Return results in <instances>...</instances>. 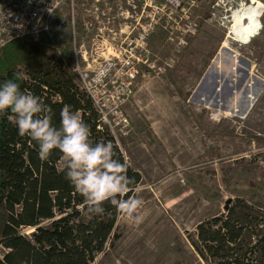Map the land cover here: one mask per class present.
<instances>
[{
    "label": "rangeland",
    "instance_id": "1",
    "mask_svg": "<svg viewBox=\"0 0 264 264\" xmlns=\"http://www.w3.org/2000/svg\"><path fill=\"white\" fill-rule=\"evenodd\" d=\"M217 1L161 8L174 18L152 22L145 50L135 49L145 61L122 106L130 126L117 146L142 176L132 197L143 203L118 216L119 239L92 264H204L192 247L196 227L228 200H249L238 183L264 182V14L250 43H231ZM143 10L154 9L143 0H72L38 45L68 70L93 69L134 48L149 24L137 23Z\"/></svg>",
    "mask_w": 264,
    "mask_h": 264
},
{
    "label": "trees",
    "instance_id": "2",
    "mask_svg": "<svg viewBox=\"0 0 264 264\" xmlns=\"http://www.w3.org/2000/svg\"><path fill=\"white\" fill-rule=\"evenodd\" d=\"M15 72L24 75L18 81L20 90L38 96L51 110L47 114L53 126L59 127L64 105L72 106L88 125L90 141L111 142L113 158L125 163L108 130L98 129L89 98L56 51L10 43L0 50V85ZM10 114L0 115V246L6 250L0 264H92L119 239L114 230L120 214L110 202L103 205V215L88 214L83 197L65 178L59 150L41 161L38 144L18 135L7 119ZM127 175L134 183L124 199L132 197L142 181L128 165ZM238 188L252 193L249 200H230L223 214L196 227L192 247L204 264H264V182H240ZM28 229L32 232L25 235Z\"/></svg>",
    "mask_w": 264,
    "mask_h": 264
},
{
    "label": "clouds",
    "instance_id": "3",
    "mask_svg": "<svg viewBox=\"0 0 264 264\" xmlns=\"http://www.w3.org/2000/svg\"><path fill=\"white\" fill-rule=\"evenodd\" d=\"M23 79V73L15 72L12 79L0 85V115L10 111L7 119L18 135L38 144L41 161H46L54 149L59 150L65 178L83 197L88 214L103 215V205L110 202L118 214L133 216L143 201L138 197L124 199L133 191L130 185L134 180L127 175V164L113 158V144H93L88 125L70 105L61 109L59 127L53 126L47 114L51 110L38 96L20 90L18 81Z\"/></svg>",
    "mask_w": 264,
    "mask_h": 264
},
{
    "label": "built area",
    "instance_id": "4",
    "mask_svg": "<svg viewBox=\"0 0 264 264\" xmlns=\"http://www.w3.org/2000/svg\"><path fill=\"white\" fill-rule=\"evenodd\" d=\"M182 1L143 0L144 9L148 7L154 10H143L140 14L137 23L144 21L149 24L138 31L134 48L130 47L129 42L122 48V56L117 61L108 59L93 69H83L76 62L75 67L70 70L76 74L79 90L89 98L97 114L98 129L106 128L116 146L118 140L128 134L130 122L122 106L132 92V83L138 74L137 65L145 61L142 52L137 54L135 49L145 50V38L149 35L148 28L152 22L161 18H174L171 12L166 14L161 8L169 6L177 10ZM68 2L72 0H0V50L16 41L39 44L48 33L54 15ZM258 2L264 6V0H218L215 7L222 15L219 16L222 25L226 22L232 28L234 15L247 11ZM231 37L232 29L228 30L227 41L240 44ZM2 255L0 254V259Z\"/></svg>",
    "mask_w": 264,
    "mask_h": 264
},
{
    "label": "bare ground",
    "instance_id": "5",
    "mask_svg": "<svg viewBox=\"0 0 264 264\" xmlns=\"http://www.w3.org/2000/svg\"><path fill=\"white\" fill-rule=\"evenodd\" d=\"M264 6L257 3L243 13H236L232 22V36L238 43L246 45L258 35L261 30V18Z\"/></svg>",
    "mask_w": 264,
    "mask_h": 264
},
{
    "label": "water",
    "instance_id": "6",
    "mask_svg": "<svg viewBox=\"0 0 264 264\" xmlns=\"http://www.w3.org/2000/svg\"><path fill=\"white\" fill-rule=\"evenodd\" d=\"M229 203H230V200H228L225 205H228Z\"/></svg>",
    "mask_w": 264,
    "mask_h": 264
}]
</instances>
